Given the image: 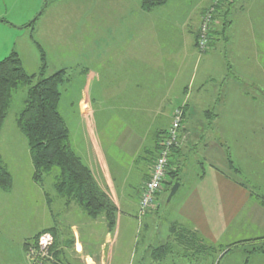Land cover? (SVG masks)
<instances>
[{
  "label": "crops",
  "instance_id": "crops-1",
  "mask_svg": "<svg viewBox=\"0 0 264 264\" xmlns=\"http://www.w3.org/2000/svg\"><path fill=\"white\" fill-rule=\"evenodd\" d=\"M171 1L144 11L138 0H107L106 19H92L90 74L98 75L92 91L104 97L78 101L84 107L86 100L90 111L86 119L78 115L81 129L75 136L69 130V140L116 207L115 226L109 231L103 214L92 219L54 192L45 200L44 217L49 216L51 226L59 215L53 225L60 242L49 264H61L58 258L68 264H129L132 219L156 212L161 200L175 201L170 230L191 231L202 245L219 247L222 256L230 251L227 245L264 235V0H223L204 53L196 50L195 36L211 0H184L187 16L173 24L189 28L191 16L194 22L179 32L175 44L167 40L171 35L164 27L171 23L158 15ZM195 52L202 74L197 60L192 62ZM183 77L185 82L177 83ZM104 101L106 108L100 105ZM176 108L183 112L182 142L172 149L167 169L178 173L179 186L167 201L166 173L155 208L139 216L141 190ZM128 226V244L115 249ZM245 226L247 234H241ZM82 233L96 236L91 250L83 247ZM67 234L69 241L63 239ZM247 261L264 264V253H252Z\"/></svg>",
  "mask_w": 264,
  "mask_h": 264
},
{
  "label": "rangeland",
  "instance_id": "rangeland-1",
  "mask_svg": "<svg viewBox=\"0 0 264 264\" xmlns=\"http://www.w3.org/2000/svg\"><path fill=\"white\" fill-rule=\"evenodd\" d=\"M172 1L158 15L164 14L161 19L171 23L164 27L171 35L167 40L175 44L179 40V32L183 29L189 30L194 18H189V28L173 24L187 16L188 3L185 4L184 0ZM106 2L107 0H0V60L15 51L24 69L28 73L38 75L42 51L46 61L44 76L65 69L67 78L59 86L61 96L58 109L73 136L82 126L78 115L86 119L84 116L90 111L86 100V107H79L78 101L83 96H87L89 101L91 97L97 100L101 96L97 100L101 102L104 97V93L92 91V81L98 75L92 77L90 74L93 66L90 53L93 42L92 19L99 18V15L101 19H106ZM195 48L199 53H204L197 49L196 45ZM197 57L198 53L195 52L192 62L197 60ZM199 60L200 58L197 60V73L202 74ZM184 82L185 77L177 83ZM197 82L196 80V84ZM84 87L86 89L82 91ZM25 92L26 86H20L13 91L7 115L0 129V162L11 177L10 189L7 191L0 188V264H49V261L56 258L57 252L53 250L60 242L58 227L53 225L60 221L59 215L53 217L51 226L47 225L50 223L49 216L45 214L44 217L45 200L49 201V195L54 197L55 192L61 196L55 188L58 170L52 168L37 179L27 139L16 124L17 115L24 105ZM105 102L100 104L101 107L106 108ZM163 122L168 124L166 120ZM110 126L113 128V125ZM182 126L183 120L181 128ZM180 132L178 144L182 142ZM61 197L65 199L66 206L74 202L76 207H79L77 209H82L74 200ZM174 203V200L170 203L161 200L156 212L147 215L143 220L132 219L135 237L132 238L131 253L127 255L129 264H247L244 248H249L252 242L259 241L257 239L260 237L246 238L227 245L230 251L223 256L219 247L213 250L209 247L199 248L203 244L201 242L198 243L199 247L188 244V241L182 242L176 239L170 230L175 217ZM71 209L73 211L74 208ZM68 211L71 210L68 208ZM86 228L91 229V226ZM129 230L128 226L127 233L115 243V249L122 244H128ZM241 230V234H247L248 227L245 226ZM38 232L42 233L33 240ZM94 237L96 236L82 233L81 241L85 250H91L97 243L93 240ZM263 237L264 235L261 236ZM63 239L69 241L71 237L67 234ZM227 240L228 235L223 242L226 243ZM166 245L167 249L164 248ZM155 250L159 251L153 252ZM155 254L159 256L155 257ZM247 259H251V255ZM58 260L61 264H68L64 258Z\"/></svg>",
  "mask_w": 264,
  "mask_h": 264
},
{
  "label": "trees",
  "instance_id": "trees-1",
  "mask_svg": "<svg viewBox=\"0 0 264 264\" xmlns=\"http://www.w3.org/2000/svg\"><path fill=\"white\" fill-rule=\"evenodd\" d=\"M138 1L142 10L150 11L154 7L164 5L168 0ZM228 22L222 28L226 29ZM40 59L38 75L28 73L24 69L15 51H11L0 60V129L7 115L13 91L20 86H26L24 105L17 115L16 124L27 139L30 157L36 171L35 176L39 179L42 173L57 168L58 175L55 182L57 193L74 200L92 219L103 214L108 230L111 231L115 226L117 209L107 193L97 185L89 168L73 151L69 140V129L58 109L61 96L59 86L67 78L66 71L60 69L49 76H44L46 61L42 51ZM228 162L229 166L234 169L230 158ZM167 174L170 181L166 182L165 190L170 189L175 180H179L177 172L167 169ZM10 187V174L0 162V188L8 191ZM174 227H171V232L174 233L176 239L195 245L201 241L193 232L179 231ZM41 233H36L33 240H36ZM257 240L259 241H253L249 248H244L245 262L252 253H264V237ZM167 246L164 248L167 249ZM205 247L214 250V247L206 245H200L199 248ZM157 256L159 255L155 254V257Z\"/></svg>",
  "mask_w": 264,
  "mask_h": 264
},
{
  "label": "built area",
  "instance_id": "built-area-1",
  "mask_svg": "<svg viewBox=\"0 0 264 264\" xmlns=\"http://www.w3.org/2000/svg\"><path fill=\"white\" fill-rule=\"evenodd\" d=\"M222 1L223 0H211L210 4L205 8L200 17L195 40V45L199 50L205 51L209 46L211 30L215 21V12ZM182 120V109L174 110L170 125L168 126L165 135L159 142L157 156L151 165L149 177L145 181L141 190L138 201L139 216L145 215L149 210L155 208L156 206V195L166 179L171 148L177 146L179 141V132L181 131Z\"/></svg>",
  "mask_w": 264,
  "mask_h": 264
},
{
  "label": "water",
  "instance_id": "water-1",
  "mask_svg": "<svg viewBox=\"0 0 264 264\" xmlns=\"http://www.w3.org/2000/svg\"><path fill=\"white\" fill-rule=\"evenodd\" d=\"M178 186H179L178 182H174L173 183V185L170 188L169 194L167 196V201L170 200L171 196L175 193V191L177 190Z\"/></svg>",
  "mask_w": 264,
  "mask_h": 264
}]
</instances>
